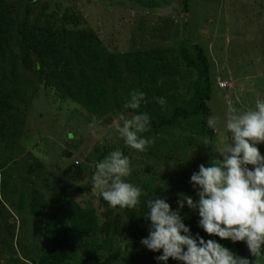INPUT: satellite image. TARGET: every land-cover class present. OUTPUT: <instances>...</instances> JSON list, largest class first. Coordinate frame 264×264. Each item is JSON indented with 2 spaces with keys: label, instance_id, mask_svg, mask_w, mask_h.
I'll return each mask as SVG.
<instances>
[{
  "label": "rangeland",
  "instance_id": "rangeland-1",
  "mask_svg": "<svg viewBox=\"0 0 264 264\" xmlns=\"http://www.w3.org/2000/svg\"><path fill=\"white\" fill-rule=\"evenodd\" d=\"M184 1L8 0L18 22L29 17L59 23L66 13H76L80 26L94 30L111 52L169 50L167 56L178 64L179 74L175 82L166 78L163 89L179 101L192 97L197 78L181 57L180 47L195 52L198 44L204 49L212 75L208 104L211 116L221 118L219 130L214 136L199 134L194 123L181 120L162 131L152 129L155 143L147 151L127 147L124 154L133 167L127 182L143 193L169 177L181 179L184 171H198L201 163L209 166L218 154L203 143L219 146L229 140L224 127L228 106L246 110L254 107L257 98L264 99V0H188L187 8ZM14 56L8 53L0 62L3 87L12 104L0 112V264H38L43 251L50 249L52 237L45 217L31 209L34 189L42 193L46 204L59 181L69 187L76 203L94 207L102 220L103 212L112 207L91 191L95 164L116 148L123 150L115 126L122 123L121 114L130 116L134 110L125 108L130 95L118 84L117 89L111 87L106 108L92 113L80 99L84 90L78 98L66 88L47 86L21 60L15 63ZM257 147L264 155V143ZM77 160L80 165L75 164ZM73 238L78 250L68 264H125L126 242L100 247L94 259L87 253V239L79 234ZM247 256L254 264L256 258L249 249ZM258 264H264V255Z\"/></svg>",
  "mask_w": 264,
  "mask_h": 264
},
{
  "label": "trees",
  "instance_id": "trees-1",
  "mask_svg": "<svg viewBox=\"0 0 264 264\" xmlns=\"http://www.w3.org/2000/svg\"><path fill=\"white\" fill-rule=\"evenodd\" d=\"M188 3V0L184 1L185 7ZM11 9L8 0H0V54L3 57L0 62L3 63L10 53L15 55V63L21 60L25 69L44 78L45 85L57 89L66 88L68 93L78 98L84 90L80 99L92 113L106 108L111 87L117 89L118 84L123 85L128 95L137 90L144 92L145 100L135 111L150 116L151 130L144 134L150 138L152 129L162 131L178 125L181 120L194 123L199 134L210 132L214 136V131L206 123L211 116L208 100L212 95V75L208 56L200 45H194L195 52H191L185 45L180 47L181 57L186 66L197 73V78L192 84V97L179 101L174 94L163 89L166 78L170 79L169 83L172 79L175 82L179 74L178 64L167 56L169 50L156 48L111 52L94 30L80 26V16L76 13H66L59 23H45L29 17L18 22ZM15 67L12 68L14 73ZM158 97L165 99V106L157 103L155 98ZM10 99V93L3 87V72L0 70L1 113L5 108H12ZM1 130L4 136L3 125ZM126 148L124 145V153ZM0 167L3 168L2 165ZM191 175L192 172L184 171L181 179L169 177L163 184L144 192L135 209L124 208L122 212H115L109 208L103 212L102 220L94 207L83 208L76 203L69 187L59 181L55 182L46 204L42 193L34 189L31 209L35 214L45 217L47 230L52 237L50 249L43 251L38 264H68L78 250L74 234L87 239L85 246L91 258L98 257L100 247H112L116 243L126 242L128 252L125 264H164L155 259L161 253L152 252L141 244L150 228V221L143 217L148 212L147 201L165 197L175 210L178 207L177 201L181 199L180 194L198 199L190 183ZM1 179L5 184V172L1 174ZM75 189L81 190L78 187ZM180 214L194 236L198 233L205 240L215 239L236 255L249 258L245 242L234 243L205 233L198 225V211L189 209L186 203ZM167 264L181 262L170 258Z\"/></svg>",
  "mask_w": 264,
  "mask_h": 264
},
{
  "label": "clouds",
  "instance_id": "clouds-1",
  "mask_svg": "<svg viewBox=\"0 0 264 264\" xmlns=\"http://www.w3.org/2000/svg\"><path fill=\"white\" fill-rule=\"evenodd\" d=\"M145 97L144 92L133 91L125 104L133 114H121L122 123L115 126L124 145L138 152L155 143L154 138L144 135L151 130L150 116L135 111ZM155 99L166 105L163 97ZM206 123L218 131L221 118L209 116ZM224 127L229 140L219 146L205 141L203 144L211 145L212 153L218 156L213 155L209 166L201 163L190 177L198 199L180 194L175 210L165 197L147 201L148 212L143 217L150 221V228L141 244L161 253L155 257L157 261L167 264L171 258L181 264H251L215 239L205 240L198 233L194 236L180 214L185 203L198 211V225L209 236L245 242L256 258L254 264L264 255V155L257 147L264 143V99L257 98L254 107L246 110L229 105ZM75 164L80 165V161ZM132 171L130 158L116 148L96 162L91 191L98 192L109 207L135 209L143 192L127 182Z\"/></svg>",
  "mask_w": 264,
  "mask_h": 264
}]
</instances>
